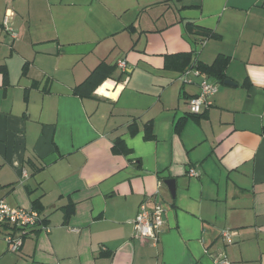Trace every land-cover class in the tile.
<instances>
[{
  "label": "crops",
  "instance_id": "0c3cea01",
  "mask_svg": "<svg viewBox=\"0 0 264 264\" xmlns=\"http://www.w3.org/2000/svg\"><path fill=\"white\" fill-rule=\"evenodd\" d=\"M179 53L229 57L233 84L198 116ZM100 64L111 75L76 94ZM158 192L159 239L138 238ZM34 199L50 230L10 253L2 237L1 264H264V0H0V200Z\"/></svg>",
  "mask_w": 264,
  "mask_h": 264
},
{
  "label": "built area",
  "instance_id": "2783aa9c",
  "mask_svg": "<svg viewBox=\"0 0 264 264\" xmlns=\"http://www.w3.org/2000/svg\"><path fill=\"white\" fill-rule=\"evenodd\" d=\"M11 15L7 14L4 17L3 25L5 30L15 39L18 37V33L15 28L10 24ZM206 41L201 43L204 46ZM117 66L122 72L127 71V60L120 59L117 61ZM180 79L184 84L197 83L199 86V92L191 96L187 101V108L189 113L200 114L203 108H208L212 104V97L219 90V83L216 80L211 79L205 72L200 70L196 65L187 67L180 74ZM190 173L196 175L194 169H191ZM23 176H27V171L23 170ZM165 209L161 202L159 192L157 193V199L153 208H149L146 202L140 206L139 213L134 219L135 236L138 238H148L154 241L159 239L162 232V225L165 222L164 219ZM0 222L8 224L11 227L20 228L21 234L13 235L10 232H1L2 237L9 244L12 251H17L23 243V236L27 231V228L32 226H40L42 230L49 231V227L42 222V216L33 208L14 207L8 202L0 200ZM223 240L228 243L233 242V232L230 230H224L221 234ZM230 260L226 254H220L215 256V264H230Z\"/></svg>",
  "mask_w": 264,
  "mask_h": 264
},
{
  "label": "trees",
  "instance_id": "16d2710c",
  "mask_svg": "<svg viewBox=\"0 0 264 264\" xmlns=\"http://www.w3.org/2000/svg\"><path fill=\"white\" fill-rule=\"evenodd\" d=\"M195 27H197L195 23H192V22L187 23L188 32L190 33L196 32ZM199 31L202 33V36H203L199 40L200 45L203 41H206L208 38L215 36V33L210 30H204L203 28H200ZM228 61H229L228 56L221 55L217 58V60L213 64L208 65V64L202 63L199 59L195 58L191 53H179V54L171 55L167 58V64L170 65L171 62L177 63L178 65L176 67L181 72L185 70L187 67L196 65L200 70L207 73L208 76L210 77L212 76L215 79H217L218 82H223L227 77L225 73V69L227 67ZM108 68L109 67H107L105 64H100L95 69H93L91 73L88 75V77L82 83L76 86V88L74 89L75 93L82 97L91 96L92 93L99 86V84L105 78L111 75L112 70H109ZM189 114L193 116H198L201 113L200 114L189 113ZM149 127L150 126H148L147 128ZM152 136L147 135V137H152ZM33 208H35L36 210L40 212L41 205H40L39 199L33 200ZM42 222L45 224V220L43 217H42ZM0 231L10 232L13 235L21 234L20 228L11 227L10 225L3 224L1 222H0ZM37 231L38 232L42 231L41 227L32 226V227L27 228V231L24 234H22V236L23 238H25L27 235L31 233H35Z\"/></svg>",
  "mask_w": 264,
  "mask_h": 264
},
{
  "label": "water",
  "instance_id": "95a60500",
  "mask_svg": "<svg viewBox=\"0 0 264 264\" xmlns=\"http://www.w3.org/2000/svg\"><path fill=\"white\" fill-rule=\"evenodd\" d=\"M226 84H233V82L230 79L225 80ZM169 190L171 191L172 195L175 196L176 194V185H175V180L174 179H169L166 181Z\"/></svg>",
  "mask_w": 264,
  "mask_h": 264
},
{
  "label": "rangeland",
  "instance_id": "374dc122",
  "mask_svg": "<svg viewBox=\"0 0 264 264\" xmlns=\"http://www.w3.org/2000/svg\"><path fill=\"white\" fill-rule=\"evenodd\" d=\"M1 232V231H0ZM0 240L1 241H3V238H2V236H1V233H0ZM5 240V239H4ZM9 249H10V251L8 252V253H10V252H13V251H11V248H10V246H9ZM2 262L0 261V264H1Z\"/></svg>",
  "mask_w": 264,
  "mask_h": 264
}]
</instances>
